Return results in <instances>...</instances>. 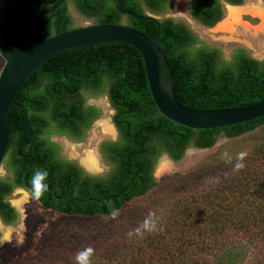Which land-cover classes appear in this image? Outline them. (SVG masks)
Listing matches in <instances>:
<instances>
[{"label":"trees","instance_id":"trees-1","mask_svg":"<svg viewBox=\"0 0 264 264\" xmlns=\"http://www.w3.org/2000/svg\"><path fill=\"white\" fill-rule=\"evenodd\" d=\"M6 1L0 0V5ZM68 1L47 15L20 10L6 13L0 27L5 48L14 51L72 28ZM71 1L79 12L95 17V23H121V17L126 16V24L147 37L156 34L152 21L119 13L115 0ZM141 4L161 14L168 0H121L120 5L143 15L146 13ZM189 11L205 26H213L223 16L220 0H189ZM157 46L165 53L174 97L187 108L239 107L264 98V62L243 46L234 47L226 59L218 47L203 42L185 23L170 17L160 19ZM83 92L105 93L114 109L111 118L118 138L104 140L100 145L110 168L103 176H94L59 155V145L50 138L54 132L77 140L84 138L100 109L86 106ZM15 100L26 109L28 124L22 108L12 106L2 160L5 174L0 175V219L5 224L17 222V211L6 197L22 185V173L32 162L15 151L19 143L29 139L27 126L33 137L19 151L34 158L26 174L29 185L33 187L38 171H46L45 181L52 180L57 185L54 195L58 198L55 200L48 185L44 205H52L67 215L111 217L125 203L157 185L153 169L161 154L179 160L189 146L211 147L218 137H235L264 125V115L203 129L170 120L152 99L139 51L117 41L48 56L25 77ZM258 147L255 156L244 158L242 167L227 170L226 176L219 177L208 190L199 193L194 188L191 194L169 201L170 210L158 221V231L147 230L120 241L128 248L119 258L90 264H208L209 259L229 264L245 249L244 264H264V146ZM193 173L190 170L169 178L170 186L165 184V190L192 181Z\"/></svg>","mask_w":264,"mask_h":264},{"label":"rangeland","instance_id":"rangeland-1","mask_svg":"<svg viewBox=\"0 0 264 264\" xmlns=\"http://www.w3.org/2000/svg\"><path fill=\"white\" fill-rule=\"evenodd\" d=\"M141 5L145 13L154 14ZM228 5L222 4V19L213 26H204L191 18L189 0H168L167 9L154 15L160 19L170 17L174 21L185 23L203 42L218 47L226 59L230 57L232 49L240 45L251 56L264 62V0H242L240 4H232L243 5V11L238 21L233 22L230 27L221 24L226 17ZM68 13L72 27L96 22L95 17H87L79 12L71 0L68 1ZM127 22V17L122 16L121 23ZM2 65L3 59L0 57V70ZM82 94L86 103L97 104L100 109L99 116L86 130L84 138L77 140L55 132L50 138L59 145L63 156L81 164L87 153H93L97 164L85 168L90 169L89 173L94 176H103L110 168L106 163L99 166L98 142L103 138H118L110 119L113 109L109 108L105 93ZM258 146H264V125L235 137H218L211 147L189 146L179 160H173L165 153L161 154L153 169L157 185L146 194L125 203L111 217L65 215L43 209L30 193L17 186L6 197L13 206L15 201L19 202L18 207L14 206L18 219L15 224H8V235L0 240V264H76L77 252L86 247L93 249L90 261L119 258L125 248H128L127 244L120 241L130 240L147 231L143 227L146 218L154 220L157 225L170 210L169 201L191 194L194 188L199 193L208 190L210 184L219 177L226 176L227 170L237 168L244 158L255 156ZM190 170L195 171L192 181L180 183L179 188L165 190L164 187L170 184L169 178ZM4 174L2 164L0 175ZM160 228L161 226L155 227L154 230L158 231ZM246 252L247 249L238 255L240 257H236L234 263L229 261V264H244L247 260ZM209 260L208 264H218L217 260Z\"/></svg>","mask_w":264,"mask_h":264},{"label":"water","instance_id":"water-1","mask_svg":"<svg viewBox=\"0 0 264 264\" xmlns=\"http://www.w3.org/2000/svg\"><path fill=\"white\" fill-rule=\"evenodd\" d=\"M64 1L53 0L40 3L8 0L0 5V27L4 16L9 11L20 10L47 15L55 11ZM120 4L121 0H115V8L119 13L152 21L157 28L155 36L149 38L140 30L124 23H93L54 33L40 41L9 51L3 44L0 29V57L3 59L0 70V167L7 145L12 106L18 105L22 108L26 124H28L26 109L15 100L25 77L45 58L56 52L103 42H123L139 51L143 59L149 90L157 109L161 114L178 124L195 129L217 128L246 122L264 115V98L251 105L213 109H191L178 103L174 97L170 68L165 53L157 46L160 35V18L150 13L136 14L122 8ZM225 4L231 3L225 2ZM27 130L29 139L15 147L19 156L32 160L31 165L22 173L24 184L26 174L34 165L32 155L19 151L21 147L29 144L32 140L33 136L29 126H27ZM0 223L3 226H9L4 224L1 219Z\"/></svg>","mask_w":264,"mask_h":264},{"label":"flooded vegetation","instance_id":"flooded-vegetation-1","mask_svg":"<svg viewBox=\"0 0 264 264\" xmlns=\"http://www.w3.org/2000/svg\"><path fill=\"white\" fill-rule=\"evenodd\" d=\"M221 1V6H222V4L224 3L225 4V2H228V1H226V0H220ZM229 3V2H228ZM222 9H223V6H222ZM190 16H191V18H193V20H195V21H197L191 14H190ZM197 22H199V21H197ZM201 24V23H200ZM203 25V24H202ZM205 26V25H204ZM236 47V46H235ZM107 96V95H106ZM107 99H108V96H107ZM85 103V105L86 106H93V107H96V108H98V106H97V104H93V103H91V102H84ZM108 106H109V108H112L113 109V107H112V105H111V102L109 101V99H108ZM113 113H114V109H113ZM112 116V115H111ZM98 117V116H97ZM97 117H95L93 120H92V123L96 120V118ZM111 119V122L113 123V121H112V118H110ZM91 123V124H92ZM113 125H114V123H113ZM115 126V125H114ZM116 128V127H115ZM116 131H117V129H116ZM58 134V133H57ZM61 134H64V133H61ZM117 134H118V131H117ZM67 136H69L68 134H66ZM71 137V136H70ZM72 138V137H71ZM108 138H103V139H101V140H99V142H98V156L99 157H97L98 158V163H99V166L101 165V164H105L106 162L104 161V158H103V155H102V153H101V151H100V145H101V143L104 141V140H107ZM23 154H25V153H23ZM58 154L59 155H61V156H63L62 154H61V151L59 150V152H58ZM27 155H30V154H27ZM64 158H66V159H69V160H72V161H74V162H76L79 166H81L86 172H88L89 173V170L88 169H86L81 163H79V162H77V161H75V160H73V159H71V158H68V157H66V156H63ZM28 159V158H27ZM31 160V159H30ZM32 163V162H31ZM107 164V163H106ZM31 165V164H30ZM29 165V166H30ZM45 183L47 184V186L48 185H50L51 186V192H52V194L54 195V193H56V190H57V185L55 184V182L54 181H52V180H47V181H45ZM19 187H21V188H23L24 190H26L28 193H30L33 197H34V199L37 201V203H38V205L40 206V207H42L43 209H50V210H54V211H56V212H58V213H61V214H64V213H62V212H60V211H58L55 207H53L52 205H44V200H43V198H45L46 197V193L45 192H43V194L39 197V198H36L35 197V195H34V191H32L31 189H33V187H31L30 185H29V182H28V180H27V177L25 178V184L23 183V181H22V185H20ZM55 196V200H56V198H58V196H56V195H54ZM62 198H64V197H62ZM65 215H67V214H65ZM5 224V223H4ZM6 225H8V224H6Z\"/></svg>","mask_w":264,"mask_h":264},{"label":"clouds","instance_id":"clouds-1","mask_svg":"<svg viewBox=\"0 0 264 264\" xmlns=\"http://www.w3.org/2000/svg\"><path fill=\"white\" fill-rule=\"evenodd\" d=\"M242 164H238L237 167H242ZM47 176V172H40L38 171L35 173L33 177V190L34 195L36 198H39L44 191L47 190V184L45 183V177ZM115 215V213H113ZM143 227L148 230L155 229L156 223L154 220H151L150 218H146L143 224ZM139 231V229L137 230ZM93 253V249L91 247H86L80 251L77 252L75 256L76 264H90V257Z\"/></svg>","mask_w":264,"mask_h":264},{"label":"bare ground","instance_id":"bare-ground-1","mask_svg":"<svg viewBox=\"0 0 264 264\" xmlns=\"http://www.w3.org/2000/svg\"><path fill=\"white\" fill-rule=\"evenodd\" d=\"M226 17L222 20L221 24L230 27L233 22L238 21L240 14L243 11V5H228ZM258 9V8H255ZM235 24V23H234ZM82 164L84 167L91 168L97 164L96 156L89 152L86 157L82 159ZM90 170V169H89ZM18 201L14 202V206L18 207ZM8 235V226H3L0 223V240L4 239Z\"/></svg>","mask_w":264,"mask_h":264}]
</instances>
